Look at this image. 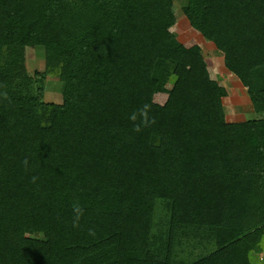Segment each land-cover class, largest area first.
Masks as SVG:
<instances>
[{"label": "trees", "instance_id": "16d2710c", "mask_svg": "<svg viewBox=\"0 0 264 264\" xmlns=\"http://www.w3.org/2000/svg\"><path fill=\"white\" fill-rule=\"evenodd\" d=\"M173 3L0 0V264H264V0L183 8L247 89L238 123Z\"/></svg>", "mask_w": 264, "mask_h": 264}, {"label": "rangeland", "instance_id": "374dc122", "mask_svg": "<svg viewBox=\"0 0 264 264\" xmlns=\"http://www.w3.org/2000/svg\"><path fill=\"white\" fill-rule=\"evenodd\" d=\"M185 6L186 0H174L172 8L175 13L176 24L171 31L177 35L178 40L186 45V47L198 45L202 48V54L207 62L211 79L217 81L220 86L228 91V96L223 100L227 122L238 123L255 119L256 114L249 99L247 89L242 86L241 82L234 74L225 68L224 54L218 51L211 42L205 40L199 32L190 26L183 12ZM26 66L31 75H33L35 71L44 72V52L39 49L27 48ZM173 84L174 81L172 80L167 85V88L172 89ZM60 88L61 86L58 81L50 80L46 82L45 101L48 103L61 104L63 98ZM166 99V94H158L155 96L156 103L163 104ZM158 193L161 195L164 191Z\"/></svg>", "mask_w": 264, "mask_h": 264}, {"label": "clouds", "instance_id": "9594fccd", "mask_svg": "<svg viewBox=\"0 0 264 264\" xmlns=\"http://www.w3.org/2000/svg\"><path fill=\"white\" fill-rule=\"evenodd\" d=\"M150 105L149 104H144L141 106L140 109L137 111L133 112L129 119H131L133 122H136L139 118V123H134L133 131L139 133L143 130L144 127H149L152 124L156 123L155 117H152L149 115L150 112ZM25 166H27L28 161L27 159L23 162ZM36 177L32 178V182L34 183L36 181ZM73 212H74V219H73V227H79V221L81 216L83 215V209L81 208L80 205H74L73 207ZM94 235V233H91Z\"/></svg>", "mask_w": 264, "mask_h": 264}]
</instances>
